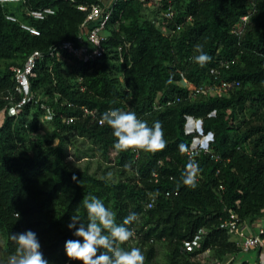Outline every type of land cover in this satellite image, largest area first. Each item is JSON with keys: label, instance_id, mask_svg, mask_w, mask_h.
<instances>
[{"label": "trees", "instance_id": "16d2710c", "mask_svg": "<svg viewBox=\"0 0 264 264\" xmlns=\"http://www.w3.org/2000/svg\"><path fill=\"white\" fill-rule=\"evenodd\" d=\"M91 4L102 3L0 0V113L5 97L21 98L12 68L34 52L43 55L30 79L31 101L17 116L6 111L0 127V264L15 254L11 235L28 230L37 234L49 264H79L69 259L65 243L82 241L68 224L74 214L87 223L81 202L89 195L115 212L118 224L137 214L127 225L135 235L121 246L139 247L145 264H226L242 250L221 223L232 214L241 224L264 216V0H159L156 8L119 1L112 6L104 57L83 63L58 48L86 43L78 37L87 12L78 7ZM44 8L55 14L41 21L28 15ZM169 10L172 18L165 15ZM197 45L211 57L203 66L194 60ZM223 62L228 69L220 67ZM220 79L240 87L193 96L195 88ZM110 109L135 112L150 127L159 121L165 148L116 150L113 129L99 124ZM188 117L202 120L204 133L214 137L210 152L194 160L180 150L195 136L187 132ZM43 123L50 132H42ZM190 161L198 165L194 187L182 180ZM198 235L199 245L189 251L186 243Z\"/></svg>", "mask_w": 264, "mask_h": 264}, {"label": "clouds", "instance_id": "9594fccd", "mask_svg": "<svg viewBox=\"0 0 264 264\" xmlns=\"http://www.w3.org/2000/svg\"><path fill=\"white\" fill-rule=\"evenodd\" d=\"M196 51L200 53L194 57L196 63L203 66L211 61V57L203 52L202 45H197ZM105 122L113 129L117 141L114 144L116 150L135 148L155 152L166 146L162 124L159 121L150 127L147 121L138 118L135 112L110 109L103 113L100 124ZM186 168L187 171L182 176L183 183L194 187L198 165L190 161ZM76 179L73 176V180ZM81 203L87 210V223H84L79 214L71 216L68 228L74 230V236L82 238V241H66L65 250L69 259L78 261L79 264H145L146 258L139 247L129 250L121 246L135 235L127 225L138 220L136 213H130L118 224L116 213L106 207L100 198L85 196ZM17 215L19 217V213ZM11 240L17 247L15 254L9 257L8 264H49L44 258L41 243L35 232L28 230L12 234Z\"/></svg>", "mask_w": 264, "mask_h": 264}, {"label": "built area", "instance_id": "2783aa9c", "mask_svg": "<svg viewBox=\"0 0 264 264\" xmlns=\"http://www.w3.org/2000/svg\"><path fill=\"white\" fill-rule=\"evenodd\" d=\"M24 0H1L2 3H18ZM125 0H100L102 4H91L89 6L81 5L78 9L82 12H87V17L82 25L83 32L78 37L79 40L84 37L86 43L77 45L74 42H66L62 44L58 51H64L70 57L78 60L83 63H92L104 57L106 53V43L108 41L107 28L112 17V6L119 2ZM138 1L144 4L149 5L153 0H133ZM55 14L53 8H44L38 10H31L28 12V15L35 20H45L48 16ZM166 17L172 18L174 13L169 10L165 14ZM7 19L11 22L19 23L17 17L13 15H8ZM247 20V17L244 18ZM91 23H96V26L92 29H89ZM21 28L25 31L30 32L33 35H40V31L27 24L20 23ZM239 28L234 29V33H237ZM118 51L121 53V61L123 62L122 47L118 48ZM59 55V53H58ZM43 55L40 52H34L22 66H15L12 68L16 81V92L20 95V100L14 101L13 97L7 96L5 100L8 101V105L3 111L10 116H17L21 113L25 105L31 101L33 94L31 93L30 79L35 77V68L38 60H40ZM222 68H229V63L223 62L221 64ZM212 74L218 79L220 71L219 69L212 70ZM218 84H209L202 85L193 90V96H212L220 93L228 94L231 91H234L240 87V82L237 81H227L219 80ZM184 83L188 82L184 79ZM179 102L180 100L177 99ZM10 104V106H9ZM174 104V101H167L166 105L171 106ZM71 106V105H70ZM156 109H160L161 106H155ZM84 114L86 116L95 117V112L83 108ZM53 119V112L50 109H47L46 120L51 121ZM74 118L68 120L69 123L74 122ZM100 124V122H99ZM186 129L188 134H195L192 143L190 146L182 145L180 150L185 153L191 160H194L201 152L209 153L210 152V143L213 141L214 137L212 134H205L203 130V122L200 119H195L193 117L187 118ZM157 177V175H155ZM169 196V194H167ZM154 201L150 202L148 208H152ZM244 223L241 224L238 220V217L235 214H232L229 219L221 223L220 228L227 230L230 234L240 239L238 242L241 250L243 252H249L250 250L262 246L264 244V228H262L258 234L249 235L245 234L242 230ZM201 234V233H200ZM201 241V236L198 235L194 238L192 242L186 243V248L189 251H192L195 247L199 245Z\"/></svg>", "mask_w": 264, "mask_h": 264}, {"label": "crops", "instance_id": "0c3cea01", "mask_svg": "<svg viewBox=\"0 0 264 264\" xmlns=\"http://www.w3.org/2000/svg\"><path fill=\"white\" fill-rule=\"evenodd\" d=\"M3 121L4 119L0 118V126L2 125ZM262 228H264V216L253 222H245L242 227V230L245 234L256 235ZM234 239L237 240V242L240 241V239L235 236ZM248 253L249 255L244 257V262H247L248 264H264V244L262 246L250 250ZM232 261H234V264L243 263L237 262V257H234L231 258V260H229L226 264H230Z\"/></svg>", "mask_w": 264, "mask_h": 264}, {"label": "rangeland", "instance_id": "374dc122", "mask_svg": "<svg viewBox=\"0 0 264 264\" xmlns=\"http://www.w3.org/2000/svg\"><path fill=\"white\" fill-rule=\"evenodd\" d=\"M159 6V0H153L150 4H149V7H151V8H156V7H158ZM0 118H2V119H4L5 118V113L4 112H1L0 113ZM2 126V125H1ZM0 126V127H1ZM42 132H44V133H48V132H50V130H49V126L47 125V124H44L43 123V125H42ZM83 141H79L78 143H77V145H79L80 143H82ZM89 145H88V143H85V145L84 146H81V148L82 149H86L87 147H88ZM73 151H74V149H73ZM70 159V158H69ZM70 160H74L73 158H71ZM92 161V163H93V168L95 169L96 167H97V161L96 160H91ZM79 164H81V165H84V164H86V162H85V160H83L82 162H76L75 161V165H79ZM249 255V253L248 252H243V251H241L240 253H238L237 254V262H244V257L245 256H248ZM205 255H203V257H204ZM202 257V256H201Z\"/></svg>", "mask_w": 264, "mask_h": 264}]
</instances>
